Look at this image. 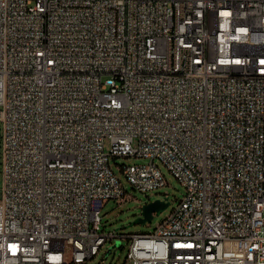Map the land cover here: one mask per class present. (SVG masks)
I'll return each instance as SVG.
<instances>
[{"label": "built area", "instance_id": "obj_1", "mask_svg": "<svg viewBox=\"0 0 264 264\" xmlns=\"http://www.w3.org/2000/svg\"><path fill=\"white\" fill-rule=\"evenodd\" d=\"M0 139V264L98 254L117 156L186 189L123 264H264V0H0Z\"/></svg>", "mask_w": 264, "mask_h": 264}, {"label": "rangeland", "instance_id": "obj_2", "mask_svg": "<svg viewBox=\"0 0 264 264\" xmlns=\"http://www.w3.org/2000/svg\"><path fill=\"white\" fill-rule=\"evenodd\" d=\"M109 147V140L106 139V151L109 150ZM109 161L113 172L120 179L121 184L126 190L125 196L122 197L119 202L111 199L104 204L101 210L100 231L103 233L113 232L115 237H109L98 254L82 264H123L129 248L130 239L122 235L132 232H152L167 216L176 202L182 198L186 191L185 186L161 163L160 160H156L155 162L158 164L163 174L165 184L147 192L134 190L121 169L122 164H143L148 162L147 158L117 156L110 157ZM1 185L0 161V189ZM164 198H167L169 201L166 208L159 213L153 212L150 221H146L145 223L135 222L137 218L141 217L142 207L145 204L156 199L162 200ZM231 253L238 254L237 251Z\"/></svg>", "mask_w": 264, "mask_h": 264}, {"label": "water", "instance_id": "obj_3", "mask_svg": "<svg viewBox=\"0 0 264 264\" xmlns=\"http://www.w3.org/2000/svg\"><path fill=\"white\" fill-rule=\"evenodd\" d=\"M168 204H169V201L166 200V198L162 200L156 199L152 202L145 204L142 207L141 217L137 218L135 222L145 223L146 221H150L152 218L153 212H156V213L161 212L164 208L168 206Z\"/></svg>", "mask_w": 264, "mask_h": 264}]
</instances>
